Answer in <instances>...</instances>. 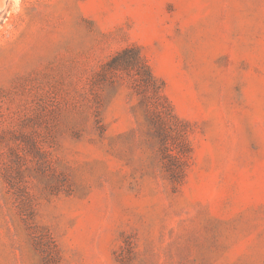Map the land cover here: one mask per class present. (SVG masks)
<instances>
[{"label": "rangeland", "instance_id": "rangeland-1", "mask_svg": "<svg viewBox=\"0 0 264 264\" xmlns=\"http://www.w3.org/2000/svg\"><path fill=\"white\" fill-rule=\"evenodd\" d=\"M132 46L188 123L180 178L105 73ZM0 264H264V0H0Z\"/></svg>", "mask_w": 264, "mask_h": 264}, {"label": "trees", "instance_id": "trees-1", "mask_svg": "<svg viewBox=\"0 0 264 264\" xmlns=\"http://www.w3.org/2000/svg\"><path fill=\"white\" fill-rule=\"evenodd\" d=\"M104 70L107 74L125 72L137 76V92L147 104L149 119L156 127L162 153L167 159L165 166L173 178L182 177L189 152L186 130L188 123L175 114L165 94L164 82L153 74L140 49L136 46L123 49L105 64Z\"/></svg>", "mask_w": 264, "mask_h": 264}]
</instances>
